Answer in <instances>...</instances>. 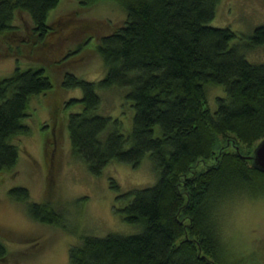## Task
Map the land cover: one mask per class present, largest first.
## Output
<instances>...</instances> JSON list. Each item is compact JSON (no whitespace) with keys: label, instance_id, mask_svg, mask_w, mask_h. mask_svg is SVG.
Returning a JSON list of instances; mask_svg holds the SVG:
<instances>
[{"label":"trees","instance_id":"trees-1","mask_svg":"<svg viewBox=\"0 0 264 264\" xmlns=\"http://www.w3.org/2000/svg\"><path fill=\"white\" fill-rule=\"evenodd\" d=\"M96 1L79 0L84 5ZM118 1L122 20L93 35L90 29L98 20L78 12L46 21L57 0H0V53L16 58L40 49L45 55L44 44L52 41L53 33L82 23L90 28L80 32L83 38L76 49L89 43L105 67L97 79L65 70L60 85L81 90L66 100L52 90V76L43 65L15 63L1 76L0 169L17 160L11 136L28 130L21 119L31 94L48 92L52 116L55 109L59 114L62 102H78L80 107L67 117H52L54 141L66 125L71 153L92 172L111 159L136 165L148 152L155 178L120 193L128 197L120 208L123 218L141 227L129 233L81 235L68 246L69 264H223L212 214L215 203L228 191L264 190V171L244 155L264 135V62L244 55L264 42V22L254 26L250 41L239 45L230 42L235 33L229 26L209 23L218 0ZM19 11L30 23L23 32L14 21ZM207 81L224 89L215 96L212 110L205 100ZM109 87L121 88L122 102L131 108L126 131L120 128V117L99 109L96 88ZM44 150L49 163L50 146ZM7 190L15 198L28 196L24 185ZM26 209L34 219L63 222L59 209L47 202L31 200ZM5 253L0 240V258Z\"/></svg>","mask_w":264,"mask_h":264},{"label":"rangeland","instance_id":"rangeland-1","mask_svg":"<svg viewBox=\"0 0 264 264\" xmlns=\"http://www.w3.org/2000/svg\"><path fill=\"white\" fill-rule=\"evenodd\" d=\"M75 12L98 20L92 23L93 35L114 28L124 16L118 0H98L89 5L81 4L79 0H57L48 9L46 21L58 15L59 18L72 17ZM14 21L21 32L30 24L24 11H19ZM263 22L264 0H218L209 20L213 25L229 26L235 33L230 42L239 45L250 41L254 26ZM81 24L72 23L53 33L52 41L44 44L45 55L40 49L35 50L33 56L25 52L16 58L0 53V77L8 74L15 63L20 67L40 64L51 74V88L62 94V100L79 96V87L60 85L64 71L97 79L105 70L102 58L90 50L89 43L76 49L83 38L80 32L90 28ZM244 55L250 61L264 62V42L249 47ZM204 87L206 104L212 110L216 104L215 96L224 94L223 85L207 81ZM96 89L101 96L100 111L120 117V128L128 130L132 111L122 102V89ZM47 93L40 91L29 96L26 114L21 119L28 130L11 136L18 147L17 160L10 168L0 169V240L6 248L0 264H69L68 246L83 234L137 231L140 223L123 218L120 208L128 197L120 193L149 184L155 178L148 152L136 165L111 159L98 172L90 171L84 161L71 153L66 125L60 137L56 141L53 139L52 117H67L68 112L78 109L80 104L62 102L58 107L59 114L55 109L56 115L52 116ZM44 145L50 146L52 161L49 163L48 159L45 161ZM14 185H24L28 189L27 198L10 196L7 189ZM31 200L47 202L59 209L62 224L31 217L26 209ZM212 214L222 245L218 254L220 262L264 264V190L258 194L248 193L245 189L228 191L215 203Z\"/></svg>","mask_w":264,"mask_h":264},{"label":"water","instance_id":"water-1","mask_svg":"<svg viewBox=\"0 0 264 264\" xmlns=\"http://www.w3.org/2000/svg\"><path fill=\"white\" fill-rule=\"evenodd\" d=\"M256 168L264 171V135L252 146L250 152L244 154Z\"/></svg>","mask_w":264,"mask_h":264}]
</instances>
